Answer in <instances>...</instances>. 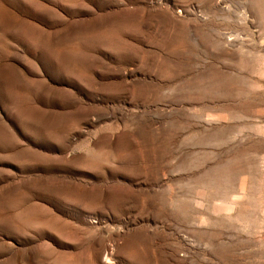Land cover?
I'll use <instances>...</instances> for the list:
<instances>
[{
    "label": "rangeland",
    "instance_id": "374dc122",
    "mask_svg": "<svg viewBox=\"0 0 264 264\" xmlns=\"http://www.w3.org/2000/svg\"><path fill=\"white\" fill-rule=\"evenodd\" d=\"M0 264H264V0H0Z\"/></svg>",
    "mask_w": 264,
    "mask_h": 264
},
{
    "label": "bare ground",
    "instance_id": "6f19581e",
    "mask_svg": "<svg viewBox=\"0 0 264 264\" xmlns=\"http://www.w3.org/2000/svg\"><path fill=\"white\" fill-rule=\"evenodd\" d=\"M232 205H233V204H232ZM232 205H229V206L231 207ZM222 210H224V208H223ZM225 210H226V209H225ZM227 210H229V208H228ZM227 210H226V211H227ZM230 211H232V210H230Z\"/></svg>",
    "mask_w": 264,
    "mask_h": 264
}]
</instances>
